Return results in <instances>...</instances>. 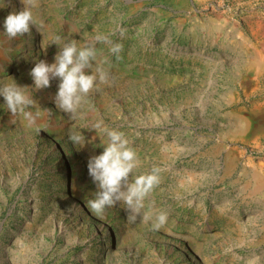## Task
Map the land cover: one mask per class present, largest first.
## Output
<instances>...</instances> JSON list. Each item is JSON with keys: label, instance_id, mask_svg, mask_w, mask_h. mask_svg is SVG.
<instances>
[{"label": "rangeland", "instance_id": "374dc122", "mask_svg": "<svg viewBox=\"0 0 264 264\" xmlns=\"http://www.w3.org/2000/svg\"><path fill=\"white\" fill-rule=\"evenodd\" d=\"M6 3L0 85L30 86L36 59L52 62L57 46L42 50L36 26L7 37L3 20L23 5ZM33 14L45 38L95 47L107 80L75 116L53 103L58 80L25 89L31 124L0 98V264H264V0H38ZM98 120L126 134L134 175L159 168L145 199L168 213L159 230L131 222L122 202L88 207V158L103 149L78 151L69 132Z\"/></svg>", "mask_w": 264, "mask_h": 264}, {"label": "clouds", "instance_id": "9594fccd", "mask_svg": "<svg viewBox=\"0 0 264 264\" xmlns=\"http://www.w3.org/2000/svg\"><path fill=\"white\" fill-rule=\"evenodd\" d=\"M23 8L11 11L3 20L2 31L10 39L31 33V27L36 26L42 34L41 49L56 45L52 62L36 59L29 71L32 84L20 85L14 78L0 85V98L12 116L20 115L30 124L34 122L33 114L29 111L35 103L32 95L25 89L39 91L51 86L52 80H58L57 91L53 103L56 108L75 116L85 98L94 88L107 80V73L100 63H94L97 50L92 46H78L74 40L63 41L60 36L45 38L41 32L43 21L39 24L33 14L38 6V0H20ZM6 0H0V8L6 7ZM98 40L106 37L97 36ZM122 50L119 43L112 44L110 51L118 55ZM81 129L95 130L91 138L85 136ZM99 137V144H95ZM106 138V139H105ZM69 140L78 145V151L88 144L102 147L99 154L90 155L87 162L88 174L95 185L94 198L87 200L88 207L97 215H103L106 208L122 202L126 206L128 219L135 222L151 221V228L159 230L168 220L164 210H145V199L153 187L159 182V168L144 174L134 175L133 170L140 165L135 149L130 146L126 134L118 129L104 124L103 120L95 122L91 128L83 127L69 132Z\"/></svg>", "mask_w": 264, "mask_h": 264}, {"label": "bare ground", "instance_id": "6f19581e", "mask_svg": "<svg viewBox=\"0 0 264 264\" xmlns=\"http://www.w3.org/2000/svg\"><path fill=\"white\" fill-rule=\"evenodd\" d=\"M258 27L263 30L264 29V23L263 22H257ZM75 163V167H72L70 170V184H69V194L72 201L77 200L79 197V172H80V166L82 165L80 161H73ZM78 167V171L76 172L75 168Z\"/></svg>", "mask_w": 264, "mask_h": 264}]
</instances>
